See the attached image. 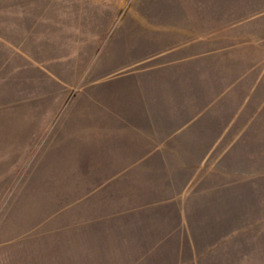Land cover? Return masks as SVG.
<instances>
[{"label": "rangeland", "instance_id": "374dc122", "mask_svg": "<svg viewBox=\"0 0 264 264\" xmlns=\"http://www.w3.org/2000/svg\"><path fill=\"white\" fill-rule=\"evenodd\" d=\"M0 264H264V0H0Z\"/></svg>", "mask_w": 264, "mask_h": 264}, {"label": "crops", "instance_id": "0c3cea01", "mask_svg": "<svg viewBox=\"0 0 264 264\" xmlns=\"http://www.w3.org/2000/svg\"><path fill=\"white\" fill-rule=\"evenodd\" d=\"M27 26H29V25H34V27H36L35 28V30L34 29H31V30H27L26 31V34H24V35H22L23 37H22V40H21V43L24 45V43L25 42H27V43H31V42H33L34 40H36L37 42H39V35H40V33L38 32V25L36 26L35 24H34V21H28L27 23ZM20 43V53H21V56H23V57H25V58H29L30 60H32V58H33V56H36V58L38 59V58H41V59H39L38 61H34V62H27V64H30V63H32V64H38V65H46V63L47 62H45V61H42L43 59H51V58H53V55H51V57L50 56H48L47 54H46V51L45 50H42V48H38V53L40 54L39 56L37 55V54H35V55H32V53L29 51V49H28V52H25V50H23V48H22V44ZM11 46H13L12 44H10ZM28 45V44H27ZM26 47H24V49H25ZM28 48V47H27ZM22 50H23V52H22ZM55 56H57L56 54H55ZM6 62H3L2 64H5ZM23 64H26V62H24Z\"/></svg>", "mask_w": 264, "mask_h": 264}]
</instances>
